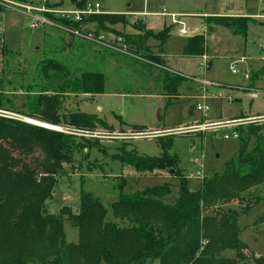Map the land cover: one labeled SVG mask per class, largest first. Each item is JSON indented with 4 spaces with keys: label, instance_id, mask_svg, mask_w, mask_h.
I'll use <instances>...</instances> for the list:
<instances>
[{
    "label": "rangeland",
    "instance_id": "1",
    "mask_svg": "<svg viewBox=\"0 0 264 264\" xmlns=\"http://www.w3.org/2000/svg\"><path fill=\"white\" fill-rule=\"evenodd\" d=\"M94 1L105 12L127 11V14H137L125 15V25L110 27L114 30L108 37L112 41H116L122 33L134 32L139 25L152 32L167 25L170 30L162 49L156 40L149 39L147 43L150 52L158 60L149 61L141 56H129L95 46L54 26H31L33 19L25 10L27 5L73 9L76 6L71 0H0V93L9 100V108H13L11 111L23 114L20 111H30L29 101L38 92V87L52 78H48L46 73L50 75L54 72L42 67L47 65L48 60L57 61L74 73L83 70L103 73L102 93L93 98L83 94H60L58 112L61 119L72 110L95 113L106 126L96 125L92 131L116 137H77L97 144L76 153L72 163L63 164L65 172L58 177L52 196L46 201L47 212L57 215L61 208L70 207L76 213L78 195L83 190L98 198L106 207L105 221L123 225L124 221L114 217L110 209V204L118 197L116 184L121 177L125 179V192L167 183L171 194L163 198L165 203H171L177 196L178 178L174 176L173 170L151 174L123 165L118 159L112 158L120 144L127 143V150L153 157L163 151L160 139L169 137L172 144L168 152L179 158L189 189L196 190L202 178L218 171L225 161L236 154L239 141L232 137L229 128L199 132H183L184 129L205 121H226L241 115L264 114V0ZM228 3L233 5L232 8L227 9ZM172 14L184 26L171 22ZM219 14H239L237 16L250 19L246 36L234 34L227 27L207 21L208 16ZM51 17L57 18L54 15ZM182 27L187 30V34L179 33ZM195 33L204 35L207 56L183 55L186 39ZM5 49L9 52H5ZM100 54L111 56L102 62ZM241 57L245 59L239 61ZM207 62H212L210 70L206 69ZM170 68L187 78L176 93L167 96L163 92V79ZM232 68L238 72L232 73ZM256 73L260 75L256 80L253 79V91L244 92L256 96L236 98L241 92L231 87L242 85L251 90L249 84ZM244 74L249 78L244 79ZM195 79L214 83L207 88L205 98ZM219 93L221 97H215ZM202 102L207 103L209 110H197V105ZM136 127L143 129L136 130ZM148 131H163L165 134L154 138H137L134 135ZM225 134L229 137L224 138ZM251 146L252 143L248 147ZM41 157L39 151H34L26 160L34 164ZM244 196L250 203L254 202L247 211L241 212L238 219L241 228L239 238L247 245L249 250L244 253L250 260L252 255H264V219H260L264 213V182L246 191ZM220 208L242 210L237 202L223 203ZM212 210L207 209L205 213L211 214ZM63 224L65 241L76 243L77 229L66 219ZM235 254L233 249L223 252L225 257H234Z\"/></svg>",
    "mask_w": 264,
    "mask_h": 264
},
{
    "label": "trees",
    "instance_id": "2",
    "mask_svg": "<svg viewBox=\"0 0 264 264\" xmlns=\"http://www.w3.org/2000/svg\"><path fill=\"white\" fill-rule=\"evenodd\" d=\"M71 1L77 8L86 2ZM54 19L65 26H93L96 32L109 35L114 32L110 27L126 24L125 14L120 13L91 15L82 22ZM207 21L245 37L250 19L218 15L208 16ZM169 30L164 26L155 33L139 25L132 33H120L121 43L132 54L157 61L148 40L158 41L162 49ZM5 52L9 51L5 49ZM205 52L203 34L195 33L186 39L183 55L203 56ZM42 67L54 72L46 73L53 80L48 79L38 87L29 101L30 111H20L22 115L49 125L90 131L96 125L106 126L96 114L71 111L61 119L58 112L60 94L102 93V72L74 73L51 60ZM184 80L182 75L167 72L164 94L176 93ZM9 105V100L0 93V109L13 110ZM263 126L264 122L236 127L239 141L236 154L218 171L202 178L196 190L189 189L179 158L168 152L172 144L169 137L160 139L163 151L153 157L127 150V143L120 144L112 158L142 173L173 170L178 178V192L171 203H165L163 198L171 194L167 183L125 192V179L121 177L116 184L118 197L110 204L113 216L124 221L118 225L105 221L106 207L83 190L78 195L76 213L70 207L61 208L57 215L47 212L46 201L51 198L58 177L65 172L63 164L72 163L76 153L96 146L97 142L0 116V264H241L247 261V264H264V255L251 254L248 260L244 251L249 249L239 238L238 224L241 212L254 203L246 200L244 193L264 182ZM34 151H39L42 157L32 164L26 157ZM230 202H237L242 210L220 208L221 204ZM210 208L212 213L206 214ZM65 219L78 231L76 243L65 241ZM260 219H264V213ZM226 249L235 250V256L225 257Z\"/></svg>",
    "mask_w": 264,
    "mask_h": 264
},
{
    "label": "built area",
    "instance_id": "3",
    "mask_svg": "<svg viewBox=\"0 0 264 264\" xmlns=\"http://www.w3.org/2000/svg\"><path fill=\"white\" fill-rule=\"evenodd\" d=\"M25 10L28 12V15L32 17L33 19V22L31 24L33 28L36 26H40V25L54 26L68 33L74 38L84 40L95 46H100L102 48L109 49L112 51H119L120 53L129 55V56L138 57L137 55L132 54L130 51H128L127 47L121 43V37L116 39V41L115 40L112 41L111 39L108 38L109 33H105L103 31L96 32V30L94 28H90L89 25L84 24L78 27L65 26L62 24V22L61 23L56 22V19L51 17L52 15H54V17L60 18L62 20H68L69 22L71 21L72 22H82L88 16L108 13L102 10L101 5L97 1L87 0L82 7L80 8L75 7L73 9H51V8H47L44 6L35 7L29 4L25 7ZM130 15L136 16L137 14H130ZM170 16H171L172 22L180 23L179 21H176L175 15L172 14ZM179 31L181 34H185L187 32V30L184 27L180 28ZM239 61H242V59H240ZM231 71L232 73H236L237 69L232 68ZM169 72L173 74H177V75H182L185 78H187L181 72L174 71L172 69H169ZM245 78H249V76L246 75ZM195 81L198 83V85H200L199 91L203 95V98H205L208 92L207 88H209L210 86H213L214 83L206 79H195ZM239 89L246 90L249 88L242 86V87H239ZM215 97H221V94L219 93L218 95H215ZM197 110L205 112L209 110V106L207 105L206 102H202L201 104L197 105ZM0 116L5 117V118L19 120L25 123L36 125V126H42V127H45L51 130L60 131V132H63L69 135L76 136V137L104 138V139L108 137L109 138L116 137V136H108V134L106 133H98V132H94L90 130L72 128L69 126L53 125V127H47V126L36 124V123L33 124L29 122V119L27 116H24L17 112L5 110V109H0ZM263 121H264V114L233 118V119L226 120V121H222V120L215 121V122L205 121L200 124H196V125L194 124V125L188 126L187 128L184 129L183 132L215 131L218 129L229 128L232 130V137L238 138V133L235 130L236 127L245 126V125H249L252 123L254 124L262 123ZM164 134L165 132L163 131H148V132H143V133H135L134 135H136L137 138H154V137L162 136ZM123 137H126V136H123ZM228 137L229 136L227 134L224 135V138H228Z\"/></svg>",
    "mask_w": 264,
    "mask_h": 264
},
{
    "label": "crops",
    "instance_id": "4",
    "mask_svg": "<svg viewBox=\"0 0 264 264\" xmlns=\"http://www.w3.org/2000/svg\"><path fill=\"white\" fill-rule=\"evenodd\" d=\"M127 11H120L119 13L120 14H125V15H130V14H127L126 13ZM108 13H111V12H108ZM113 13V12H112ZM220 15V14H219ZM221 15H226V16H237V15H239V14H221ZM176 16V15H175ZM207 15L205 14L204 15V17H206ZM177 17V16H176ZM176 17H175V19H176ZM126 19H127V17H126ZM176 20H178V19H176ZM171 22H172V19H171ZM180 24H182L183 26H184V24L183 23H180ZM146 25V24H145ZM165 26V25H164ZM163 26V27H164ZM167 26V25H166ZM90 28H93V26H89ZM146 29H147V27H146ZM147 30H149V29H147ZM160 31V30H159ZM155 32H158V31H155ZM179 33H180V31H179ZM185 34H187V32L185 33ZM206 48V47H205ZM161 52H163V50H161ZM206 52H207V48H206ZM206 52H205V54L204 55H206L207 56V54H206ZM155 55V54H154ZM100 56H101V58H102V62H103V60L105 59V58H107L108 56H111V54H106V55H102V54H100ZM95 59V58H94ZM240 59H242V61L245 59L244 57H241ZM212 68V62H207V66H206V69L207 70H210ZM171 69V68H170ZM182 69H184V66L182 67ZM174 70V69H173ZM237 72H238V70H237ZM236 72V73H237ZM247 74H244V79H248V78H245V76H246ZM260 75V73H256L254 76H252V79H251V83L249 84V86H251L252 88H251V90L249 91V92H252L253 91V89H254V85H255V81L254 80H256L255 78H257L258 76ZM248 76V75H247ZM164 78H165V75H164ZM254 79V80H253ZM163 86H164V79H163ZM239 87H242V85L241 86H234V88H236L235 90L236 91H238V92H241V93H244V92H242V91H240V89H239ZM180 88V87H179ZM248 88V87H247ZM163 92H164V89H163ZM165 93V92H164ZM83 95H89V97H90V94H83ZM91 97L93 98L94 97V95H91ZM72 111H74V110H72ZM71 112V111H70ZM92 114H95V113H92ZM97 115V114H96ZM232 118H234V117H232Z\"/></svg>",
    "mask_w": 264,
    "mask_h": 264
},
{
    "label": "water",
    "instance_id": "5",
    "mask_svg": "<svg viewBox=\"0 0 264 264\" xmlns=\"http://www.w3.org/2000/svg\"><path fill=\"white\" fill-rule=\"evenodd\" d=\"M232 4H227V9H230V8H232ZM253 96H256V95H254V94H251V93H239V94H237L236 95V98H242V97H253Z\"/></svg>",
    "mask_w": 264,
    "mask_h": 264
},
{
    "label": "bare ground",
    "instance_id": "6",
    "mask_svg": "<svg viewBox=\"0 0 264 264\" xmlns=\"http://www.w3.org/2000/svg\"><path fill=\"white\" fill-rule=\"evenodd\" d=\"M28 119H29V122H31L33 124L36 123V124L44 125V126H47V127H53V125L46 124V123H44V122H42L40 120H36V119H33V118H29V117H28Z\"/></svg>",
    "mask_w": 264,
    "mask_h": 264
}]
</instances>
